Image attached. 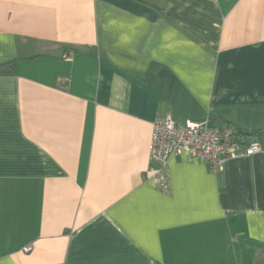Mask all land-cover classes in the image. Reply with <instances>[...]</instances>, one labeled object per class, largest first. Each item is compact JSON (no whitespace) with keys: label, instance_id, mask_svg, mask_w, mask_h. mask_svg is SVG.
I'll list each match as a JSON object with an SVG mask.
<instances>
[{"label":"crops","instance_id":"obj_1","mask_svg":"<svg viewBox=\"0 0 264 264\" xmlns=\"http://www.w3.org/2000/svg\"><path fill=\"white\" fill-rule=\"evenodd\" d=\"M11 61L0 264H264V150L148 176L165 117L264 147V0H0Z\"/></svg>","mask_w":264,"mask_h":264},{"label":"built area","instance_id":"obj_2","mask_svg":"<svg viewBox=\"0 0 264 264\" xmlns=\"http://www.w3.org/2000/svg\"><path fill=\"white\" fill-rule=\"evenodd\" d=\"M264 150L262 143L248 140L232 128H210L207 121L188 120L177 124L171 117L158 119L154 124L151 141V166L148 176L156 186L168 193V161L171 157L185 156L208 163L214 173L221 172L229 160L250 157ZM28 245L24 251L29 252Z\"/></svg>","mask_w":264,"mask_h":264},{"label":"trees","instance_id":"obj_3","mask_svg":"<svg viewBox=\"0 0 264 264\" xmlns=\"http://www.w3.org/2000/svg\"><path fill=\"white\" fill-rule=\"evenodd\" d=\"M16 68V61H11L8 63H4V64H0V74H9V73H13L15 71ZM231 128V127H229ZM234 129V128H232ZM235 131H237L236 129H234Z\"/></svg>","mask_w":264,"mask_h":264}]
</instances>
